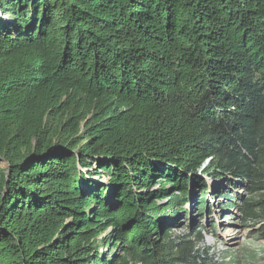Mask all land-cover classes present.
Here are the masks:
<instances>
[{
	"label": "trees",
	"instance_id": "trees-1",
	"mask_svg": "<svg viewBox=\"0 0 264 264\" xmlns=\"http://www.w3.org/2000/svg\"><path fill=\"white\" fill-rule=\"evenodd\" d=\"M207 178L264 239V0H0V264H216Z\"/></svg>",
	"mask_w": 264,
	"mask_h": 264
},
{
	"label": "rangeland",
	"instance_id": "rangeland-1",
	"mask_svg": "<svg viewBox=\"0 0 264 264\" xmlns=\"http://www.w3.org/2000/svg\"><path fill=\"white\" fill-rule=\"evenodd\" d=\"M2 165L6 166L4 161ZM210 192L207 195L209 210L200 216L197 206L188 205L191 215L185 220L184 225L173 230L174 235L188 234L191 227L202 225L203 239L197 243L200 249L206 248L208 255L216 264H264V239L257 233L260 224L245 222L242 213L237 208H223V199L218 201V194H213V189L220 190V194L237 195L248 198L250 193L242 186L228 187L225 181L207 178ZM219 194V196H220ZM198 229V228H197ZM128 264H134L129 262Z\"/></svg>",
	"mask_w": 264,
	"mask_h": 264
}]
</instances>
